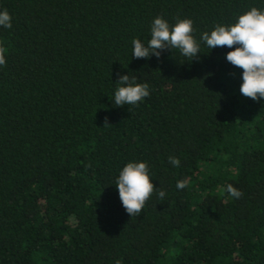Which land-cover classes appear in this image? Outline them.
<instances>
[{
  "label": "trees",
  "instance_id": "16d2710c",
  "mask_svg": "<svg viewBox=\"0 0 264 264\" xmlns=\"http://www.w3.org/2000/svg\"><path fill=\"white\" fill-rule=\"evenodd\" d=\"M252 7L264 0H0V264H264V98L240 93L233 49L200 39ZM156 17L191 19L197 57H133ZM120 75L149 96L116 106ZM129 162L156 187L133 217L115 186Z\"/></svg>",
  "mask_w": 264,
  "mask_h": 264
},
{
  "label": "clouds",
  "instance_id": "9594fccd",
  "mask_svg": "<svg viewBox=\"0 0 264 264\" xmlns=\"http://www.w3.org/2000/svg\"><path fill=\"white\" fill-rule=\"evenodd\" d=\"M11 16L5 9L0 11V26L10 29ZM193 21L180 19L174 25L156 17L151 25V38L147 45L139 39H133L132 56L137 59H147L152 55L157 58L164 49H179L185 57H197L200 45L193 37ZM200 39L209 49L227 47L233 49L226 53V60L233 66L242 69V83L240 93L252 100L264 98V10L252 7L238 16L236 22L229 26L217 24L210 32H205ZM6 48L0 45V66L6 65ZM135 77L130 80L129 75H120L117 83L120 86L114 94L116 106L136 105L149 96L147 83H135ZM169 163L174 167L180 166L177 157H169ZM149 169L145 162H129L119 173L115 186L126 213L130 216H139L145 203L156 191L149 177ZM186 181H178L177 189H184ZM227 193L234 198H241L243 193L228 184ZM166 193L158 192V198L163 200ZM116 264H121L119 260Z\"/></svg>",
  "mask_w": 264,
  "mask_h": 264
}]
</instances>
